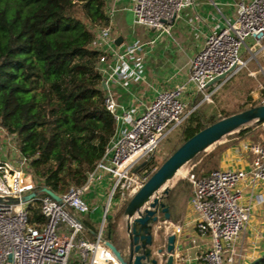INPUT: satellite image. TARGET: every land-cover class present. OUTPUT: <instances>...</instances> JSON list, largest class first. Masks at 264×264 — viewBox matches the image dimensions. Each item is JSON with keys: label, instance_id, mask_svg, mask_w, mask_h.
Wrapping results in <instances>:
<instances>
[{"label": "built area", "instance_id": "1", "mask_svg": "<svg viewBox=\"0 0 264 264\" xmlns=\"http://www.w3.org/2000/svg\"><path fill=\"white\" fill-rule=\"evenodd\" d=\"M192 3L131 0L129 9L136 24L171 34L175 19ZM94 34L92 47L102 52L97 69L102 75L106 109L116 120V134L88 173L87 181L71 186L55 199L39 190L40 182L29 159L0 122V264H121L107 243L106 225L112 217L113 201L116 206L127 204L161 166L138 171V165L153 157L160 143L201 104L189 107L184 96L191 87L211 101L220 86L264 52V0H239L235 19H227L219 31L209 33L191 59L187 81L157 91L141 111L137 97L131 106L119 103L114 86L129 88L145 80V50L155 39L117 45L111 25L95 28ZM243 50L250 52L248 59L242 58ZM250 150L253 159L248 168L190 174L188 201L195 213V226L205 237L202 264H243V238L255 208L264 203V141L252 144ZM105 178L110 191L100 226L93 232L84 221V215L91 211L86 195ZM32 192L36 195L25 200ZM35 206L43 222L32 221ZM181 231L182 226L177 232ZM159 232L165 237V245L171 232L167 236L162 229ZM168 255L158 254L159 264H166Z\"/></svg>", "mask_w": 264, "mask_h": 264}, {"label": "trees", "instance_id": "2", "mask_svg": "<svg viewBox=\"0 0 264 264\" xmlns=\"http://www.w3.org/2000/svg\"><path fill=\"white\" fill-rule=\"evenodd\" d=\"M107 5L108 0H0V122L29 159L41 192L60 195L83 185L116 134L97 69L102 52L92 47L94 29L111 23ZM204 105L177 127L179 141L166 160L197 132L235 113L223 110L219 119L208 118ZM155 166L151 157L138 171ZM126 205L107 222L113 243ZM33 220L44 221L38 206ZM256 264H264V254Z\"/></svg>", "mask_w": 264, "mask_h": 264}, {"label": "crops", "instance_id": "3", "mask_svg": "<svg viewBox=\"0 0 264 264\" xmlns=\"http://www.w3.org/2000/svg\"><path fill=\"white\" fill-rule=\"evenodd\" d=\"M192 1L193 3L185 7L175 19L171 34H161L154 29L135 23L134 13L129 9L131 0H108L107 13L111 18L110 25L116 40L119 37L122 38L119 45L155 39V42L147 46L145 50V80L137 81L129 88L114 86L119 103L131 106L139 98L142 103L139 108L141 111L143 104L152 100L157 91L172 88L177 83L187 81L190 76L191 59L201 49L209 33L219 31L227 19H235L236 4L239 0ZM110 10H113L112 14L109 13ZM184 97L190 106L200 99L201 94L191 87ZM252 159L253 153L249 148V154H245L242 158H236L235 160H225L223 158L220 161V168H248ZM100 184H102V181L95 184L94 188L100 186ZM189 191L190 188L183 190L180 187L170 188L165 201L169 204L171 218H161L157 224V227L160 230L162 229L165 236L172 231L176 230L177 232L178 228L182 226V231L176 233L177 244L173 264H202L201 255L205 237L200 235L195 226V213L188 201ZM100 195H102V199L105 197L103 192H100ZM88 202L92 204L94 202L93 197ZM101 206L96 211L103 214L104 206ZM115 208H118V206H115ZM90 213L84 215V221L94 232V230L96 231L94 227L100 226L102 216H100V219L93 216L91 220L88 217ZM257 213H260L262 217L251 220L248 231L243 238L246 251L243 264H248L264 254V203L255 208L253 214ZM111 215L113 218V214ZM123 218V220L122 218L119 220L118 226L114 230V241H118L120 237L125 235V215ZM88 236L93 239L92 235Z\"/></svg>", "mask_w": 264, "mask_h": 264}, {"label": "water", "instance_id": "4", "mask_svg": "<svg viewBox=\"0 0 264 264\" xmlns=\"http://www.w3.org/2000/svg\"><path fill=\"white\" fill-rule=\"evenodd\" d=\"M121 40L122 38L119 37L116 44L119 45ZM222 76L216 77L210 84ZM103 87H106L105 83H103ZM251 121L264 122V103L223 117L200 130L185 141L151 175L147 182L128 201L125 208V235L128 242V257L125 258L122 251L111 240L107 242L121 264H159L157 255L162 253L165 255V252L169 254L166 264H173L177 234L172 231L167 236L166 244L163 245L165 237L156 230L161 217L171 218L169 204L165 201L170 189L169 186L163 187V185L172 179L177 169L191 161L200 152L207 150L208 147L224 136L240 128L243 129ZM46 192L55 199L60 198L59 195L50 190L46 189ZM35 195L36 192L30 193L25 196V200H29ZM257 262L258 259L248 264H256Z\"/></svg>", "mask_w": 264, "mask_h": 264}, {"label": "rangeland", "instance_id": "5", "mask_svg": "<svg viewBox=\"0 0 264 264\" xmlns=\"http://www.w3.org/2000/svg\"><path fill=\"white\" fill-rule=\"evenodd\" d=\"M250 52L247 50L242 51V58L248 59ZM203 97V94H201ZM204 102L206 105L202 106V109L206 111L208 118L219 119L221 114H224L225 110H229V113L236 111H243L244 109L251 108L253 104L264 103V52L259 53L255 58H252L247 67H244L242 71L236 74L231 80L224 85L220 86L214 93L210 100H204L202 98L201 103ZM224 110V111H223ZM177 129V128H176ZM173 130L161 143L153 155V161L156 164H162L172 146L179 141V131ZM176 131V132H175ZM264 141V122L248 123V126L243 129L236 130L220 139L219 142L208 147L207 150L200 152L191 161L186 163L170 181L167 182L169 189L177 188L188 189L190 188V174L198 173L204 174L208 170H213L217 164L220 163L223 158L225 160L242 158L245 154H249V148L252 144L260 143ZM211 163V164H210ZM154 169V168H153ZM107 178L102 180V184L97 187H93L86 195V200L90 198L93 201L90 203L91 213L88 217L92 220L93 216L100 219L102 216L96 210L98 207L104 206L107 202L108 192L110 191V183L107 182ZM100 192L104 193V198ZM92 194V196H90ZM183 196V193L181 194ZM90 196V197H89ZM103 201H105L103 203ZM115 200L113 201V208L111 214L116 217V214L122 208V205H118L115 208ZM117 207V206H116ZM125 210V209H124ZM92 217V218H91ZM124 213L122 220L124 219ZM262 217L260 213L252 214V219ZM120 218V219H121ZM93 222H95L93 220ZM96 223V222H95ZM98 230V227H94ZM261 229V227H260ZM160 231L159 227L156 228ZM123 233V231H121ZM122 236V235H121ZM113 241V240H112ZM115 245L122 251L125 258L128 257L127 251V239L126 235L120 237ZM123 243V245H122Z\"/></svg>", "mask_w": 264, "mask_h": 264}, {"label": "bare ground", "instance_id": "6", "mask_svg": "<svg viewBox=\"0 0 264 264\" xmlns=\"http://www.w3.org/2000/svg\"><path fill=\"white\" fill-rule=\"evenodd\" d=\"M183 167V166H182ZM182 167H180L179 169H177V171L174 173V175L182 168ZM174 175H173V177H174ZM168 182V181H167ZM165 186H168V184L167 183H165L164 185H163V187H165ZM156 228H158L157 226H156ZM160 229V228H159Z\"/></svg>", "mask_w": 264, "mask_h": 264}]
</instances>
